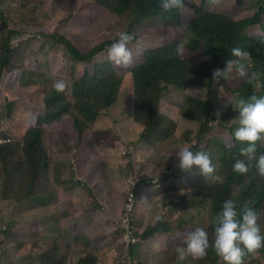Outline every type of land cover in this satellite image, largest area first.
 I'll list each match as a JSON object with an SVG mask.
<instances>
[{
    "label": "trees",
    "instance_id": "obj_1",
    "mask_svg": "<svg viewBox=\"0 0 264 264\" xmlns=\"http://www.w3.org/2000/svg\"><path fill=\"white\" fill-rule=\"evenodd\" d=\"M94 1L118 19L130 14L133 17L131 27L140 21L157 17L167 21H183L184 0L180 9H173L167 13L160 8V0ZM222 3H226L228 8L236 9L244 4V0H223L217 5ZM255 6L259 7L257 13L242 19H235L219 8L195 9L193 19L189 22L187 29L191 35L190 45L187 48L198 52L203 50L205 53L203 60L195 61L196 52L191 59L184 58L178 50L179 45L173 43L171 46L149 49L144 53V59L130 69L135 94L132 120L142 127V132L137 136L141 147L155 151L157 143L158 148L169 151L174 144L178 143L174 134L177 123L159 112V102L166 91L187 88L190 81L194 79L198 80L200 87L204 88L207 93L205 99L192 96L186 98L182 113L179 115L189 122H197L199 131L198 137L184 135L185 142L187 146H191L193 151L194 149L200 151L201 148L194 145L192 141L207 139L205 148L211 156L217 159L214 172L210 174L208 190H197L179 199L177 210L186 212L178 218L182 220L175 226L166 227L160 219L156 224L148 226L142 234L138 227L137 233L140 234L141 242L147 241L157 233H168L173 229L180 234L181 231H186L189 225L193 229L204 228L211 241L214 235V217L220 210L222 202L228 198L237 202L238 209L245 206L256 209L260 213L258 223L264 231V176L257 172L254 162L249 165L246 173H238L232 169L233 162L237 158L245 159L240 149L248 142L237 140L232 131L234 144L228 145L218 138L209 126L210 121L217 117L218 107L213 104L220 98L217 92L220 79L212 78L213 71L217 68H224L227 60L232 62L231 72L233 73L227 85L241 75L237 70L238 65L243 67V74L247 73V77L233 91L238 92L244 98L264 95V0L257 1ZM0 16L3 17V14L0 13ZM3 24L5 30L0 33V80L8 74L11 83L21 86L25 81L21 76L22 82H18V77L26 70L28 67L26 65L38 67L39 63L30 58L23 60L19 58V47L12 46L15 33L10 31L4 22ZM254 26L261 27L262 36L250 35L249 31ZM51 39L53 45L59 44L63 47L64 57L70 58L77 64L85 65L86 70L81 79L72 81L69 93L65 88L62 91L53 88L47 93L44 99L46 112L39 115L30 114L26 121L27 129L20 137L21 139L10 144H0V200L3 201L26 203L23 200L25 197L16 195L18 190L25 187L26 196L30 194V191H34V195L29 198H36L37 201L43 199L45 202L53 197L54 187L64 192L70 186V182L73 186L82 185L89 193L90 183L83 185L75 182L72 174L65 177L67 181L59 180L54 174V166L59 165L71 169L69 168V153L72 148L76 151L80 149L77 137H94L97 132L102 135L107 134L98 130L100 128L98 123L106 118L101 117L103 111L116 103L121 90L123 79L115 73L114 63L95 64L96 57L108 50L117 38L85 52L75 46L63 32L52 34ZM237 47L246 55L233 56L231 50ZM224 99L222 95L221 101ZM13 109L11 107L7 109V117L11 122ZM231 110L232 118L235 120L234 129L238 126V112L233 107ZM115 131L118 134L117 128ZM71 139H74L73 147H71ZM255 143L257 154L264 152V138ZM145 158L148 161L145 165H149L153 171H159L174 164L170 157H154L153 154H148ZM125 159L128 166L131 165L132 153L129 152ZM98 160L99 164L96 159H93L88 168L83 170L85 178L91 179L90 172L94 169L99 168V172L106 169L103 159ZM9 232H5L1 244L6 241L5 238ZM181 238L183 239L182 245H184L185 238ZM52 246L56 248L57 242L51 244L50 247ZM176 247H169L159 253L163 264H190L191 260L192 264H227L215 254L212 247H209L207 255L202 259H193L188 256L184 261H178ZM54 253L55 250L46 251L38 262L57 264ZM257 254L264 255V246L253 251L243 249L241 264H258V259L255 258ZM82 258L77 264H96L98 260L94 251H87ZM132 264L138 263L133 260Z\"/></svg>",
    "mask_w": 264,
    "mask_h": 264
},
{
    "label": "rangeland",
    "instance_id": "obj_2",
    "mask_svg": "<svg viewBox=\"0 0 264 264\" xmlns=\"http://www.w3.org/2000/svg\"><path fill=\"white\" fill-rule=\"evenodd\" d=\"M184 1L182 22L154 18L140 21L131 27L133 17L130 14H127L125 18L118 19L94 0H0V13L3 14V17L0 16V33L5 30L4 22L7 28L15 33L12 46L14 48L19 47V58L21 60L30 58L39 63L38 67L26 65L28 67L18 77V82L25 81L21 86L11 83L8 74H5L0 80V141L10 139V142L6 144L17 142L16 140L21 139L20 137L23 136L24 131L27 129L26 121L30 114L39 115L46 112L44 99L47 93L53 89L54 82H65V90L69 93V86L72 81L81 79L85 73V65L77 64L70 58L64 57L65 50L63 47L59 44H52V34L63 32L75 46L85 52L102 43L115 40L118 32L126 31L131 33L133 39L128 43V48L131 52V62L129 64L123 66L113 64L107 58V50L100 53L96 57L95 62L96 65L112 62L115 73L123 79L116 103L103 111L101 117L106 118H103L98 123L100 127L98 130H102L107 134L102 135L97 132L94 135L99 157L103 159L106 166L104 179L100 177L98 180L100 181L99 186L101 190H104L108 178L116 181L115 197L113 196L111 187L106 188L104 194L112 197V205L118 211V208L120 209L122 206L125 194L124 185L118 184L121 180H124L127 173L128 176L130 175L133 168L132 164L128 166V162L125 159L126 156L122 154L127 146H132L135 149L138 144L135 142L137 137H128L133 144L124 143L121 137L123 131L130 127L125 121H129V118L133 116L134 110L133 99L135 98V94L131 79V67L144 59V53L149 51L148 49L155 50L164 46H171L173 43L179 45L178 50L184 58L191 59L195 52L187 48L190 45L189 38H191L190 33H187V28L196 8H207L210 10L219 8L229 13L235 19L253 16L259 9L258 6H255V3L259 0H244V4L236 9L228 8L226 3L217 5L223 0ZM249 33L251 36H262L263 31L260 26H254L250 29ZM204 58L205 53L203 50L196 52V62ZM232 77L233 73L230 72L226 79L221 78L219 80L220 86L217 88V92L220 98L213 105L217 106L218 110L220 107V116L219 119L217 117L213 119L218 122H211L210 124V127L218 135V138L228 145L234 144L232 131L235 123V120L232 118V106L228 102L236 93L233 90L247 77V73L238 76L227 85V82ZM206 93V90L200 87L198 80L192 79L187 88L166 91L163 94L159 102V112L163 116L176 121L177 126L174 134L178 143L174 144L169 151L158 148L156 143L155 151L152 150L149 154H153L154 157H170L173 149L187 146L184 135L198 137L199 124L197 122L184 121L179 114L182 113L187 97L192 96L205 99ZM222 95H224V101H221ZM9 103L10 106H8ZM9 107L14 108L12 122L7 117V109ZM15 111L17 112L14 114ZM132 124L135 125L134 122ZM115 128H117L118 134ZM139 134L140 132L136 134L135 131L136 136ZM196 143L205 147L207 139L196 141ZM194 151L196 150L194 149ZM143 160L146 162L144 157ZM171 160L177 166V157ZM139 164L143 165L141 162ZM76 165V162L73 160L69 164V168L72 166L76 167ZM127 167L129 168V172ZM54 169V174L59 180L64 179L67 181L65 179L66 176L77 173L59 165H55ZM97 170L98 168L90 173H96ZM181 172V178L186 176L190 182H196V184L190 183L188 185L189 194L195 193L197 190L207 189L211 175L206 178L199 172L198 166L194 165L191 170ZM149 174L154 175L152 173ZM77 179H80V177H77ZM90 181L91 179H88V184ZM79 186L87 194L85 187ZM141 192V196L146 195L148 192L156 194L155 191L148 188H144ZM163 194L158 193L157 195ZM16 195L18 197H25L23 200L26 203L0 200V264H38V260L44 256L46 251L54 250L57 264H77L83 259L82 257L73 258L76 254V241H74L73 246H70L65 241L56 238L55 241H51V243L46 245L34 237V234L32 235L30 232H27V221H25L23 212L24 209L28 208L30 210L29 217L32 220L33 199L29 198V196L34 195V191H30V194L26 196L27 189L24 187L18 190ZM147 200H149V203H145ZM156 202V200H151L149 194L142 203L144 205L143 217L138 216L137 213L138 223L143 224L144 229L150 222L160 219L167 226H175L182 220L172 215L170 201L160 199ZM42 203L44 204V202ZM99 208L91 209L96 210ZM185 213L183 212L182 215ZM44 225H49V220L45 222L41 221L40 226L43 227ZM193 230L189 225L186 231H181L180 234H177V232L161 234L152 243L151 256L169 247L182 245L183 239L181 237L185 238ZM5 231L10 232L6 235V241H3L1 244ZM74 240L78 239L74 238ZM55 242H57V247H50ZM82 254H85V251ZM143 254L141 256L143 262L154 264L155 257L147 261V258H143ZM255 258L258 259V264H264L263 254H257ZM160 264H163L161 259ZM190 264H192V260Z\"/></svg>",
    "mask_w": 264,
    "mask_h": 264
},
{
    "label": "clouds",
    "instance_id": "obj_3",
    "mask_svg": "<svg viewBox=\"0 0 264 264\" xmlns=\"http://www.w3.org/2000/svg\"><path fill=\"white\" fill-rule=\"evenodd\" d=\"M182 5L183 0H160L159 2L160 8L165 13L170 12L173 9H180ZM132 39L133 36L129 32H118L117 39L111 44V46L107 50V58L119 66L129 64L131 62V52L128 48V43ZM190 39L191 38H189V40ZM193 52L198 51L196 50ZM231 54L236 57L246 55L238 47L233 48L231 50ZM237 70L240 72L241 75H243L242 66L238 65ZM231 71L232 62L230 60H227L224 68H217L213 71L212 78L217 80L221 78L226 79ZM65 87L66 85L63 81H56L53 83V88L57 91H62ZM228 104H230L238 112V126L233 129V136L241 142H248L245 147H242L240 149L241 155L244 156L245 159L237 158L233 162L232 169L233 171L238 173H246L249 170V165L254 162L257 172L260 175L264 176V152L257 154V145L255 143L257 140L264 138V95H252L249 98H244L237 92L234 94L233 98L228 102ZM216 116L217 119H219V110H217ZM184 121L187 120L184 119ZM211 122L218 121L212 119L210 121V124ZM8 140L10 142V139ZM77 140L80 144V149L76 151L75 148H72L69 153V164H71L73 160L77 164L76 167H71V170L73 172H77L72 174L73 180L75 182H80L83 185H86L88 183V180L83 179L79 176V166L81 165V163H85L86 166H89L93 159L101 158L99 157V152L96 149L97 143L94 137H77ZM70 141L71 147H73L74 139H71ZM0 143L7 142L0 141ZM192 143L201 148V150L193 151L191 146H183L177 148V166L173 164L172 166L162 168L161 170H159V172L153 171L149 167V165L148 171H144L141 165L137 162L135 156V149L132 146H127L123 151V156H126L129 152L132 153L133 168L130 175L128 176L127 173V176L124 178V180L120 181V184H123L125 187V194L119 217L121 216L125 199L128 193L133 188L137 195V202L135 207L136 224L134 232L136 237L138 238V242L131 244L129 247L123 243V231L122 228L119 227L118 217L116 225L117 234L115 235V240L113 243L116 252V264H132V248L141 242L139 237L140 234L137 233L138 217L136 211L139 203L138 195L144 188L151 189L155 191L156 194L172 189L173 184L169 185V187H165V185L172 181L179 174L181 175V171L191 170L194 165L198 166L199 172L203 174L206 178L214 172L215 165H217V159L211 156L206 150V148L196 143V141L193 140ZM144 159L146 160L145 157ZM142 162L147 163L148 161L146 160L145 162L143 160ZM127 169L129 172L128 167ZM105 171L106 169L101 172L103 179L105 176ZM148 172L154 175H150ZM77 177H80V179H77ZM137 178H139V181L135 184L134 187L132 183ZM154 180H158V182L153 183ZM99 184L100 181H98V190H96V192H100L99 194L103 195L105 189L108 187V184H110V179L108 178V182L105 185L104 190L100 189ZM79 189L81 188L79 187ZM81 190L84 192L83 189ZM54 191H56V188H54ZM86 195H88L89 198L92 196L95 198L97 197V194H95L94 192L93 186H91V191ZM33 200H35V198ZM89 207H100L99 209H96L100 212H103L105 211V209H107L105 208V205L102 201L96 200L94 198H91L89 200ZM259 215L260 213L252 207L245 206L243 208L238 209L237 202L235 200L231 198L225 199L222 202L220 210L217 212L213 220V239L211 241L209 240L208 232L204 228L196 227L185 237L184 245H178L176 247L177 260L184 261L188 256H191L193 259H202L207 255L209 247H212L215 251V254L220 257L223 261L227 262V264H241V256L243 253V249L246 248L248 251H253L264 246V231H262L261 225L260 223H258Z\"/></svg>",
    "mask_w": 264,
    "mask_h": 264
},
{
    "label": "crops",
    "instance_id": "obj_4",
    "mask_svg": "<svg viewBox=\"0 0 264 264\" xmlns=\"http://www.w3.org/2000/svg\"><path fill=\"white\" fill-rule=\"evenodd\" d=\"M128 126V129H125L122 134L123 141L126 143L133 144L128 137H137L135 135L142 131V128L132 123V117L129 118V121H125ZM137 147L135 148V156L137 162H141L143 165L141 167L144 171H148V166H146L143 161V157L150 153L148 148H142L140 143L136 140ZM98 150V147L96 146ZM178 149H173V152L170 156L171 159L176 157V152ZM97 160V164H99V160ZM96 164V165H97ZM90 165V164H89ZM147 167V169H146ZM88 168L85 163H81L78 168L79 176L83 179L88 180L84 177V169ZM77 170V168H76ZM52 174V171H51ZM102 177L101 172H99V168L96 173H91V181L89 182L91 186L94 188L95 194L97 197H88L79 186H71L65 191L62 192L61 190L54 188L53 197H50L46 202L37 201L36 198L33 200V212H32V220L29 217V209H24V218L27 221V232H30L34 237H36L41 243L49 244L51 241H55L56 238L65 241L70 246H73L74 238L78 239L76 241V254L73 258L83 257L85 254H82L83 251L85 253L87 251H94L95 256L98 258L96 264H116V252L113 246L116 232V225L118 221L119 214L121 212L122 206L118 211L115 210L113 204L112 197L106 194H99L100 192H96L98 190V180ZM53 179V175H51ZM197 180V179H196ZM198 181V180H197ZM116 181L110 180V184L108 187L112 188L113 196L115 197V190H116ZM200 182V181H199ZM196 184V182H190L187 177L181 178L180 174L175 177L172 181L167 183L165 187H169L172 185V189H169L163 195L151 194L148 192L146 195L141 196L142 192L139 193V203H138V216L143 217L144 211L142 204L144 199L148 197L150 194L151 200H156L157 202L162 199L163 201H170L172 215L175 218H179L182 216L183 211H178V201L181 197L185 196L186 194L189 195L190 191L188 189V185ZM120 185V182L119 184ZM107 187V188H108ZM94 198L96 200H100L105 205V211L100 212L97 210H93L89 207V200ZM44 202V204L42 203ZM156 202V203H157ZM145 203H149L147 200ZM156 205V204H155ZM150 206V205H148ZM49 220V225H44L43 227L40 226L41 221L45 222ZM157 221H152L148 224V226L152 224H156ZM147 226V227H148ZM139 230L142 234L147 227L144 229L143 224L138 223ZM167 227V225H166ZM54 230V231H53ZM177 232L173 229L171 232L168 233H175ZM163 233H157L147 241L140 242L136 246L132 248V257L133 260L138 264H146V262L142 261V254L143 258H147V261L151 258H154V264H160V255L155 254L151 256L152 250V243ZM44 236V237H43ZM43 237V238H41ZM162 260V259H161ZM38 264H40L38 262ZM84 264V263H82Z\"/></svg>",
    "mask_w": 264,
    "mask_h": 264
},
{
    "label": "built area",
    "instance_id": "obj_5",
    "mask_svg": "<svg viewBox=\"0 0 264 264\" xmlns=\"http://www.w3.org/2000/svg\"><path fill=\"white\" fill-rule=\"evenodd\" d=\"M1 142H9V140L1 141ZM139 181L137 178L133 181V186ZM158 180H154L153 183H157ZM137 202V195L135 190H132L128 193L125 203L123 206V210L121 216L119 217V227L122 228V241L126 246H130L133 243L138 242V238L135 235L134 229L136 224V216H135V207Z\"/></svg>",
    "mask_w": 264,
    "mask_h": 264
}]
</instances>
